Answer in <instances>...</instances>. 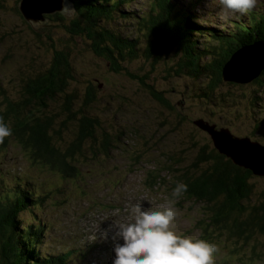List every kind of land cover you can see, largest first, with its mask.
Returning <instances> with one entry per match:
<instances>
[{
  "label": "trees",
  "instance_id": "16d2710c",
  "mask_svg": "<svg viewBox=\"0 0 264 264\" xmlns=\"http://www.w3.org/2000/svg\"><path fill=\"white\" fill-rule=\"evenodd\" d=\"M69 1H72L75 11L74 17L68 20L69 25L65 24L66 18L55 13L47 16L45 28H42L48 32L47 48L51 50L48 65L23 77L19 84L20 91L17 92L19 94L14 98H9L0 86V119L12 130L9 137L0 141V149L6 147L9 141H14L20 144L23 152L30 151L27 159L31 164L48 167L60 178L70 180L80 176L79 159L88 160V155L91 158L106 156L119 144L118 137L106 132L99 118L93 115L91 105L97 101L93 84L87 82L88 86L83 91L76 87L71 90V84L75 81L71 51L78 48L72 44L76 39L70 38V41L62 39L60 35L54 37L50 32L54 31L52 26L64 28L70 36L87 39V49L104 59L110 71L118 74L122 71L120 63L129 60L141 58L156 62L163 54H182L180 65L170 67L167 72H172L175 77H181L179 75L182 73L184 78L197 83L190 91L192 98L198 101L205 99L206 103L215 106L221 103V110L229 107L235 112L239 109L251 121L253 129L252 133L242 136L255 141L254 137H258L264 141V98L260 97L264 93V70L254 81L255 89L247 99L234 97L221 86L224 82L223 67L232 56L242 47L264 43L263 5L241 13L231 22L230 29L221 32L194 22L192 8L197 3H192L193 0H190L187 8H184L182 0L175 4L171 0H147V9L140 13L135 22L136 34L123 37L111 28V18L112 22L130 19L131 16L121 7L132 0ZM24 24L27 25L26 22ZM30 29L34 36L39 37L36 31ZM198 39H207L208 42L200 43ZM113 50L117 51V55H113ZM139 80L150 89L152 98L167 105L158 92ZM77 102L80 105H76ZM258 104L261 108L253 112L251 105ZM210 118L203 114L200 119L194 120L211 124ZM235 126V121L231 120L219 128L231 132ZM65 132L67 135L63 134ZM189 139L197 151L195 159L190 165H183L180 154L184 156L181 152L184 149L175 153L178 164L174 165L178 170L174 174L176 182H171V186L174 188L177 183L187 185L182 198L201 204L207 212L197 224L198 227L206 223L201 228L203 240L212 243L214 237L217 239V236L224 234L234 246V250L227 255L238 256L236 259L242 264H249L258 259L259 252L264 249L263 245L255 243L257 237L264 234V195H258L251 207L244 205L253 196V186L250 184L252 174L219 155L211 141L198 144L199 138L193 134H189ZM171 160L169 158L167 161L170 163ZM152 171L147 174L148 183L153 187L160 170L155 172L154 167ZM34 184L22 178L15 185L11 184L10 188L4 186L1 189H4V193L0 191V264H18L19 260L25 264H81L86 256L81 251L79 254H73V250L52 254L41 250L48 230L46 222L37 219L34 211L37 207L41 209L57 190H35ZM207 215L208 223L203 220ZM250 244L251 251L246 257L244 250Z\"/></svg>",
  "mask_w": 264,
  "mask_h": 264
},
{
  "label": "rangeland",
  "instance_id": "374dc122",
  "mask_svg": "<svg viewBox=\"0 0 264 264\" xmlns=\"http://www.w3.org/2000/svg\"><path fill=\"white\" fill-rule=\"evenodd\" d=\"M19 1L0 0V86L9 98L19 94L20 80L27 77L30 71H40L48 65L51 54V50L47 48L48 32L43 31L45 24L37 27L27 24L39 34V37L34 36L18 12ZM171 1L175 4L178 0ZM191 2L197 3L192 8L194 22L221 32L230 29L231 22L241 14L224 8L221 0ZM182 3L187 8L190 0H182ZM257 5L264 6V0H257L255 6ZM145 8L147 9V0L130 1L121 7V10L131 16L130 19H116L112 22L111 18V28L118 31V34L121 33L120 36H133L137 30L136 19ZM72 13L74 17L75 11H71L66 18V25H69ZM51 28L54 29L53 32L50 30L54 37L60 35L62 39H76L72 44L78 48L71 51L72 71L75 73L71 90L78 88L83 91L90 82L95 90L100 91L97 93L94 90L97 101L91 105L93 115L99 118L106 132L118 137L119 144L106 156L91 158L88 155V160L79 159L80 176L70 180L60 178L48 167L31 164L27 159L31 155L30 151L23 152L20 144L14 141H9L6 147L0 149V191L4 186L10 188L11 184L15 185L22 178L32 184L35 182V190H57L44 202L41 209L38 210L37 207L34 211L37 219L46 222L48 230L41 250L52 254L69 250H73V254H79L81 251L86 255L81 264H112L113 247L122 243L117 235V224L130 219L129 209L136 203H140L142 208L163 210L171 202L177 216L170 228L178 235L203 240L201 228L206 223L198 227L197 224L202 215L207 213L203 210L204 207L183 199L181 194L178 197L172 196L171 185L176 182L174 174L178 170L174 165L178 164L175 153L184 149L181 151L184 156L180 154L183 165H190L197 151L191 144L189 134L199 138L198 144L211 141V134L195 125L194 118L200 119L203 114L208 119L211 117L210 123L216 129L234 120L236 126L231 132L239 136L253 132L251 121L239 109L235 112L229 107L221 110V103L215 106L206 103L205 99L198 101L192 98L189 94L197 83L193 84L194 81L184 78L182 73L179 75L181 77H175L172 72H167L170 67L180 65L182 54H163L156 62L141 58L129 60L120 63L122 71L118 74L110 71L104 59L87 49V39L70 36L64 28ZM205 40L207 39H198L200 43L208 42ZM56 45L60 46L58 43ZM113 55H117V51L113 50ZM260 75L261 73H255L254 76L257 77L254 80L241 86L223 81L221 86L234 97L247 99L249 94L252 96L254 81ZM139 79L154 92H158L167 105L152 98L150 89L144 87ZM260 97L264 98V93ZM76 105H80V102ZM260 108V104L251 105L253 112ZM63 134L67 135V132ZM254 138L264 145L262 139ZM169 158L172 159L170 163ZM154 167L155 172L160 171L152 187L148 183L147 173L153 172ZM250 184L253 186V196L244 204L247 207H251L258 195H264V178L253 176ZM4 192L3 189L1 193ZM28 215L30 216L29 212ZM203 220L208 223L209 216ZM255 241L259 246H264V234ZM211 242L218 249L213 254L214 264H242L236 259L238 256L227 255L234 250V246L232 241L226 240L224 234L217 236V239L214 237ZM251 244L244 250L246 257L250 254ZM259 253L260 257L249 264H264V249ZM18 264L25 262L19 260Z\"/></svg>",
  "mask_w": 264,
  "mask_h": 264
},
{
  "label": "clouds",
  "instance_id": "9594fccd",
  "mask_svg": "<svg viewBox=\"0 0 264 264\" xmlns=\"http://www.w3.org/2000/svg\"><path fill=\"white\" fill-rule=\"evenodd\" d=\"M257 0H221L224 8L240 13L252 9ZM61 11L71 12L69 0H62ZM11 127L0 119V141L11 135ZM187 185L177 183L172 196L186 192ZM177 216L169 202L163 210L142 208L140 203L129 209L130 219L117 224L122 243L113 247L112 264H214L215 244L176 234L170 224Z\"/></svg>",
  "mask_w": 264,
  "mask_h": 264
},
{
  "label": "water",
  "instance_id": "95a60500",
  "mask_svg": "<svg viewBox=\"0 0 264 264\" xmlns=\"http://www.w3.org/2000/svg\"><path fill=\"white\" fill-rule=\"evenodd\" d=\"M62 0H20L18 12L22 19L32 27L47 22V16L55 13L64 18L70 12L61 11ZM71 8L73 9L72 5ZM34 29V28H33ZM264 70V43L240 48L232 59L223 67L222 79L224 82L248 84L254 80L255 73ZM195 125L203 132L211 134L213 148L222 156L229 159L238 168L249 171L252 176L264 178V146L247 136H234L227 129H216L215 125L199 120Z\"/></svg>",
  "mask_w": 264,
  "mask_h": 264
},
{
  "label": "bare ground",
  "instance_id": "6f19581e",
  "mask_svg": "<svg viewBox=\"0 0 264 264\" xmlns=\"http://www.w3.org/2000/svg\"><path fill=\"white\" fill-rule=\"evenodd\" d=\"M69 3H70V6L73 5L72 1H69ZM72 17H73V13H72ZM262 145H263V144H262ZM263 146H264V145H263Z\"/></svg>",
  "mask_w": 264,
  "mask_h": 264
}]
</instances>
